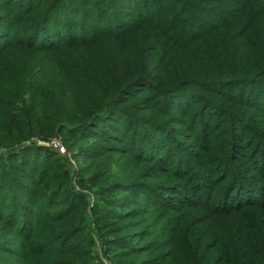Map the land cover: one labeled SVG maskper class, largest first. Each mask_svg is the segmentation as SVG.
<instances>
[{
	"label": "trees",
	"instance_id": "16d2710c",
	"mask_svg": "<svg viewBox=\"0 0 264 264\" xmlns=\"http://www.w3.org/2000/svg\"><path fill=\"white\" fill-rule=\"evenodd\" d=\"M56 137L118 173L27 143ZM95 236L264 264V0H0V264H101Z\"/></svg>",
	"mask_w": 264,
	"mask_h": 264
},
{
	"label": "rangeland",
	"instance_id": "374dc122",
	"mask_svg": "<svg viewBox=\"0 0 264 264\" xmlns=\"http://www.w3.org/2000/svg\"><path fill=\"white\" fill-rule=\"evenodd\" d=\"M148 94H149V92H141V93L135 94L134 96H132L128 100V102L126 103L127 104L126 106L130 109V111L133 114H135L137 116H140V117L151 116L150 118L155 119V120L163 119L164 117H162V116L160 117L159 115L161 114V115L165 116L166 114L162 111H158V107L156 106V104H154L155 106H152L150 104H145V101L147 100ZM55 142L57 144H59L58 147H55ZM27 143L28 144L45 145V146H48V147H50L54 150H57L61 153H62V151L60 150V148L63 147V149H64L63 154H65L69 157L71 166L75 167V168H77L80 165L86 164V163L93 164L94 168H97L99 165L105 166L106 163H109L111 165L110 174L118 173V170H119L116 167L119 164V159H117V158H114V159L110 158V159L104 160L101 157V158H97V159L92 160L90 158H86V157L82 156L79 159H76L75 156H76L77 152H75L74 149L69 150L62 137L53 138L51 141H44V140L32 138V139L28 140ZM88 193L90 195V198L92 200H95L93 193H91V192H88ZM135 220H138V221H136L135 224L141 225L144 223L142 225V227L146 226V228H149V224H147L148 222H146L147 219H145V217H142V216L135 217ZM142 227H139V228H142ZM95 238H96V242H97V253L99 256L98 259L100 260L99 262H101V264H114L112 262V260L110 259V257L106 255L105 249L101 243V240L97 236H95Z\"/></svg>",
	"mask_w": 264,
	"mask_h": 264
},
{
	"label": "built area",
	"instance_id": "2783aa9c",
	"mask_svg": "<svg viewBox=\"0 0 264 264\" xmlns=\"http://www.w3.org/2000/svg\"><path fill=\"white\" fill-rule=\"evenodd\" d=\"M58 145H59V144H57V143L55 142V147H58ZM60 150H61V151H62V153H63V151H64L63 147H62V148H60Z\"/></svg>",
	"mask_w": 264,
	"mask_h": 264
}]
</instances>
